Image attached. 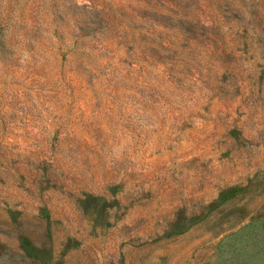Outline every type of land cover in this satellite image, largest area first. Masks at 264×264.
I'll use <instances>...</instances> for the list:
<instances>
[{
	"label": "rangeland",
	"instance_id": "1",
	"mask_svg": "<svg viewBox=\"0 0 264 264\" xmlns=\"http://www.w3.org/2000/svg\"><path fill=\"white\" fill-rule=\"evenodd\" d=\"M0 264H264V0H0Z\"/></svg>",
	"mask_w": 264,
	"mask_h": 264
}]
</instances>
